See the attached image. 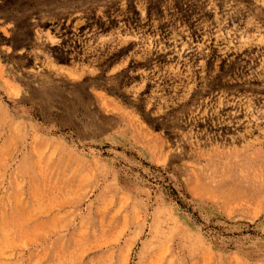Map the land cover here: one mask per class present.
Wrapping results in <instances>:
<instances>
[{"label": "rangeland", "instance_id": "rangeland-1", "mask_svg": "<svg viewBox=\"0 0 264 264\" xmlns=\"http://www.w3.org/2000/svg\"><path fill=\"white\" fill-rule=\"evenodd\" d=\"M0 264H264V0H0Z\"/></svg>", "mask_w": 264, "mask_h": 264}]
</instances>
